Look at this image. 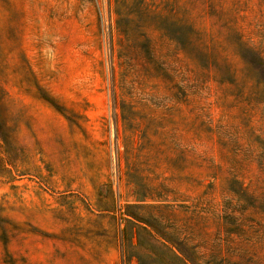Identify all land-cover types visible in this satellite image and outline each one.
Segmentation results:
<instances>
[{
  "label": "rangeland",
  "instance_id": "rangeland-1",
  "mask_svg": "<svg viewBox=\"0 0 264 264\" xmlns=\"http://www.w3.org/2000/svg\"><path fill=\"white\" fill-rule=\"evenodd\" d=\"M145 1L173 12L172 19L183 15L185 0ZM239 4L238 26L264 48V0ZM140 6L137 0H0V131L6 140L0 138V264H136L122 257L128 226L121 212L135 203L133 181L140 175L150 185L176 188L179 199L196 197L197 187L187 190L183 177L194 180L199 168L201 109L234 128L249 122L264 138L263 105L242 113L238 104H221L214 84L202 89L200 82L187 103V72L175 44L158 41L152 52L149 32L138 23L127 22L134 40L117 30L116 10L134 20ZM153 53L165 60L178 102L149 76ZM124 103L137 110L142 130L135 134L121 118ZM171 105L172 118L166 115ZM166 116L185 155L152 152L153 127ZM228 146L239 148V158L248 152L243 136ZM208 149L217 160V144ZM177 168L186 169L178 176ZM244 168L246 182L264 186L256 162Z\"/></svg>",
  "mask_w": 264,
  "mask_h": 264
},
{
  "label": "trees",
  "instance_id": "trees-1",
  "mask_svg": "<svg viewBox=\"0 0 264 264\" xmlns=\"http://www.w3.org/2000/svg\"><path fill=\"white\" fill-rule=\"evenodd\" d=\"M240 2L185 0L181 19H172L173 12L164 14L155 2L148 5L145 0H137L141 6L133 11L134 20L124 19L116 10V28L133 40L127 22L147 29L149 37L145 40L152 52L158 41L166 39L175 44L187 72L182 87L187 103L194 82H200L202 89L214 84L221 104H238L240 112L246 114L250 112L248 105L264 106V48L255 45L238 26ZM150 59L149 76L168 86L170 100L177 101V86L165 60L155 53ZM40 91L42 98L54 105L52 96ZM173 108L171 105L166 114L170 118ZM136 112L130 103L120 106L121 118L132 125L134 134L142 130L134 118ZM170 118L166 116L162 125L153 127L152 152L156 156L175 151L186 154L176 128L168 125ZM199 118V168L194 180L192 175L183 177L187 190L197 187L196 197L179 199L176 188L164 183L150 185L137 175L132 190L135 203L125 204L121 212L128 226L122 231L126 263L135 259L136 264H264V186L259 181L246 182L244 168L256 162L264 172V138L249 122L234 128L222 120L214 122L205 109L200 110ZM238 136L248 142V152L241 158L238 147L232 150L228 146ZM0 138L6 142L1 131ZM213 142L218 146L217 160L208 155V144ZM177 169L180 176L186 168ZM148 199L152 203L147 204Z\"/></svg>",
  "mask_w": 264,
  "mask_h": 264
}]
</instances>
